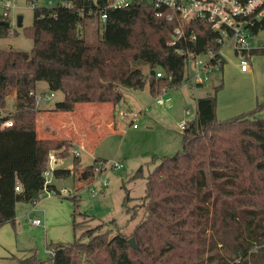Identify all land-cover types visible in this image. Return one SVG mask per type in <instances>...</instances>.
Here are the masks:
<instances>
[{
    "label": "trees",
    "instance_id": "1",
    "mask_svg": "<svg viewBox=\"0 0 264 264\" xmlns=\"http://www.w3.org/2000/svg\"><path fill=\"white\" fill-rule=\"evenodd\" d=\"M103 5L104 0H62L53 7L35 6L32 25L26 29L31 50H0V105L5 106V96L14 92V125L0 129V227L14 225L18 201L37 203L48 153L54 150L57 157L66 158L74 146L68 138L38 137L41 109L30 94L38 81L64 95L50 111L70 112L80 102L116 104L123 98L121 87L143 89L148 83L157 96L161 86L180 85L187 52L219 47L215 34L198 21L171 43L177 20L156 17L151 6L141 3L106 10L102 21ZM94 17L103 23V33L92 44L81 26ZM191 31L195 40L189 39ZM8 34L7 16L0 15V38ZM250 54H264V47ZM134 61L147 63L149 72L132 68ZM225 61L222 58L220 68ZM157 70L164 76L156 77ZM221 87L196 99L195 118L186 121L181 133L182 151L162 156L145 175L139 202L126 205L132 218L140 209L144 212L133 229L137 248L119 227L108 237L103 221L85 228L71 243L47 244L52 254L46 261L32 249L27 256H14L16 264H264V117L257 116L264 100L247 112L218 120ZM45 125L40 130L48 131ZM72 157L73 167L55 168L53 178L74 171L80 160ZM142 176L139 167L131 178ZM122 187L126 204L132 197L125 182ZM47 188L56 190L52 183ZM68 199L79 205L77 195ZM86 223L74 222L73 227Z\"/></svg>",
    "mask_w": 264,
    "mask_h": 264
},
{
    "label": "rangeland",
    "instance_id": "2",
    "mask_svg": "<svg viewBox=\"0 0 264 264\" xmlns=\"http://www.w3.org/2000/svg\"><path fill=\"white\" fill-rule=\"evenodd\" d=\"M1 1L10 2L11 7L7 13L9 34L0 38V50L30 51L33 41L26 29L32 25L34 7H53L62 0ZM4 11L5 8L0 5V15L3 16ZM18 17L22 18V26L17 25ZM81 31L88 43H97L103 33V23L95 17L87 18ZM250 44L254 48L264 45V29L250 39ZM225 60L223 68L206 71L208 80L203 84H190L187 81V76L196 72L193 61L189 60L188 71L180 85L172 88L161 86L158 89L162 92L160 95L164 93L162 96L166 104L162 106L155 103L156 95L151 94L147 83L143 89L121 87L123 98L116 104L80 102L73 111L62 115L50 109L63 99V93L54 91V97L46 99L44 95L50 94L52 90L46 82L38 81L36 94L43 118L41 122L37 121V135L46 133L52 136L51 130L55 128L59 130V135L56 131L55 136L71 133V139L77 137L78 141L83 139L86 142L82 145L80 162L74 171L68 177L54 178L55 188H64V192L59 195L42 192L35 204L25 201L16 203L14 225L8 222L0 228V239L13 246L9 252L0 249V253H3L0 264H16L14 256H27L32 249L41 260L46 261L49 259L47 244L71 243L85 228L103 221L102 231H106L108 237L120 230L126 238L133 237V229L144 212L140 209L132 218L126 205L133 206L139 202L145 193V175L158 164L162 156H173L182 151L183 129L178 124L187 121L195 113L196 99L213 94L214 88L222 84L216 98L215 113L218 120L247 112L257 102L264 100V54H249L248 72L240 71L237 56L229 49H225ZM131 67L141 69L144 74L149 72V65L142 61L132 62ZM4 99L14 109V92H9ZM186 107L190 109L189 114L184 112ZM125 111L137 113L133 122L131 116L122 114ZM257 116L264 117V109ZM39 117L40 113L37 114L40 120ZM110 121L115 125L110 126ZM43 123L48 124V131L43 128L40 130ZM75 145L79 143L74 142ZM95 159L103 163L101 172L91 167ZM115 163L122 166L115 168ZM56 167L71 169L72 155L64 158ZM139 167H142L143 176L132 179ZM123 182L132 197L126 204ZM70 194L77 195V207L68 199ZM33 219H40L41 225H33ZM84 220L87 221L86 226L74 229V222Z\"/></svg>",
    "mask_w": 264,
    "mask_h": 264
},
{
    "label": "built area",
    "instance_id": "3",
    "mask_svg": "<svg viewBox=\"0 0 264 264\" xmlns=\"http://www.w3.org/2000/svg\"><path fill=\"white\" fill-rule=\"evenodd\" d=\"M141 3L151 6L156 17L177 20L179 24L173 29L171 43H175L184 34V28L189 27L195 21L207 25L215 34L214 42L219 46L217 50L207 49L202 53H186L184 74L188 71L189 60L193 61L196 68L193 75L187 76V81L190 84H203L208 80V75L205 74L206 71L220 69L222 66L221 60L222 58L225 59V49H229L237 56V63L241 72L249 71L248 58L250 50L254 48L251 47L250 39L264 28V0H104V10L101 12L100 18L102 21L106 19V10L120 9ZM0 5L5 8L3 16H7L8 9L11 7L10 2L0 0ZM189 39H196V35L192 31ZM261 47H264V45ZM178 52L181 53L182 50H178ZM198 57H203V59H198ZM202 72L204 73L203 76L200 75ZM162 76H164L163 71L157 70L156 77ZM30 94L35 97L36 105H38L39 100L36 91L31 90ZM162 95L159 94L155 97L157 105L166 104ZM44 97L46 99L53 98L54 91L48 95L45 94ZM12 109L7 104L5 106L0 105V129L14 125V119L11 117ZM184 111L189 114V107H186ZM122 114L131 116L132 122L137 116V113L131 111H125ZM185 124L186 121H181L178 125L183 129ZM81 149H83L82 145H75L71 147L70 153L74 157H80ZM63 159L57 157L54 150L48 153L47 168L43 173V192L48 195L53 192L59 195L65 191L64 188L61 190L47 188V185L52 182L53 170L63 162ZM102 164V162L95 163L93 165L94 170L101 172L104 168ZM113 166L120 168L122 165L115 163ZM15 190H19L18 184L15 186ZM31 222L33 225H41L42 223L40 219H33ZM48 251L49 254H52L51 249Z\"/></svg>",
    "mask_w": 264,
    "mask_h": 264
},
{
    "label": "crops",
    "instance_id": "4",
    "mask_svg": "<svg viewBox=\"0 0 264 264\" xmlns=\"http://www.w3.org/2000/svg\"><path fill=\"white\" fill-rule=\"evenodd\" d=\"M36 87H37V85H36ZM35 91H36V89H35ZM38 106H39V108H40V105L38 104ZM53 112H58V113H61L62 115L63 114H65V113H67L68 111H53ZM71 112V111H70ZM185 112V111H184ZM40 113V115H41V117H39L40 119L41 118H43V116H42V114H43V112H41V110L38 112V114ZM39 120V119H38ZM109 125L110 126H114L115 125V123L113 122V121H110L109 122ZM57 131V134L59 135V130H57V129H55V128H53L52 130H51V132L53 133L52 134V136H54V133ZM37 133H38V128H37ZM70 134L71 133H67V134H65L64 136H62V135H60V136H58V137H62V138H68V139H70V140H72L73 141V143L74 142H78L80 145H83V143L85 144V142L86 141H83V139H82V141H78V139H77V137L76 138H74V139H71L70 137ZM57 136V135H56ZM38 137L39 138H48V137H50L48 134L46 135V133L44 134V135H39L38 134ZM64 160V159H63ZM52 184H54L55 185V183H54V178H52V182H51ZM56 186V185H55ZM16 208H17V204L15 205V219H16V217H17V211H16ZM32 223V222H31ZM3 226V225H2ZM1 226V227H2ZM0 227V228H1ZM12 245V244H11ZM9 247V248H8ZM13 248V246L12 247H10L8 244H5V242L3 241V238H2V240L0 239V249L1 250H4V252L7 250H11ZM9 252V251H8ZM1 254H3V253H0V256H1Z\"/></svg>",
    "mask_w": 264,
    "mask_h": 264
},
{
    "label": "water",
    "instance_id": "5",
    "mask_svg": "<svg viewBox=\"0 0 264 264\" xmlns=\"http://www.w3.org/2000/svg\"><path fill=\"white\" fill-rule=\"evenodd\" d=\"M17 25H18V26H22V18H21V17H18V19H17ZM194 118H195V114H193V115L191 116V119H194ZM44 128H45L46 130H48V126H47V125H45ZM128 243H129L133 248H137V244L135 243L133 237H130V238L128 239Z\"/></svg>",
    "mask_w": 264,
    "mask_h": 264
}]
</instances>
